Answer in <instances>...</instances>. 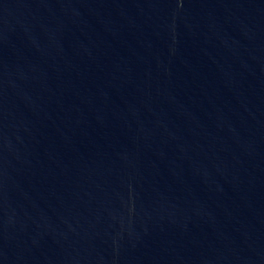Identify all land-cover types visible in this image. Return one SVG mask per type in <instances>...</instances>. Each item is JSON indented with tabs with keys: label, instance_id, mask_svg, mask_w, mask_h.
Instances as JSON below:
<instances>
[{
	"label": "water",
	"instance_id": "1",
	"mask_svg": "<svg viewBox=\"0 0 264 264\" xmlns=\"http://www.w3.org/2000/svg\"><path fill=\"white\" fill-rule=\"evenodd\" d=\"M0 264H264V0H0Z\"/></svg>",
	"mask_w": 264,
	"mask_h": 264
}]
</instances>
